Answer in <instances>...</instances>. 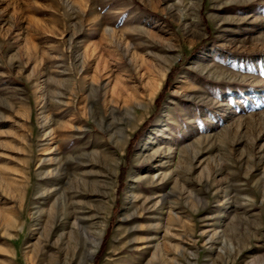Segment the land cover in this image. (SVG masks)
Returning <instances> with one entry per match:
<instances>
[{
  "label": "rangeland",
  "instance_id": "obj_1",
  "mask_svg": "<svg viewBox=\"0 0 264 264\" xmlns=\"http://www.w3.org/2000/svg\"><path fill=\"white\" fill-rule=\"evenodd\" d=\"M0 264H264V0H0Z\"/></svg>",
  "mask_w": 264,
  "mask_h": 264
},
{
  "label": "trees",
  "instance_id": "obj_2",
  "mask_svg": "<svg viewBox=\"0 0 264 264\" xmlns=\"http://www.w3.org/2000/svg\"><path fill=\"white\" fill-rule=\"evenodd\" d=\"M158 100L160 101V97H159ZM159 101H158V103H159ZM147 125H148V121H146V122L144 123L143 127L141 128V130L144 129ZM141 130H140V131H141ZM139 134H140L139 132H138L137 134H135L133 140H135V139L139 136Z\"/></svg>",
  "mask_w": 264,
  "mask_h": 264
}]
</instances>
